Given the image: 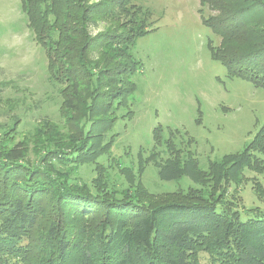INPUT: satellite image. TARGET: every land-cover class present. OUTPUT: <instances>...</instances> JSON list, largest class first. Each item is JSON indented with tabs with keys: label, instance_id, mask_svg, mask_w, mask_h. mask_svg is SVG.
<instances>
[{
	"label": "trees",
	"instance_id": "trees-1",
	"mask_svg": "<svg viewBox=\"0 0 264 264\" xmlns=\"http://www.w3.org/2000/svg\"><path fill=\"white\" fill-rule=\"evenodd\" d=\"M131 1L21 0L62 97L64 123L45 120L34 130L32 161L26 141L0 136V264H202L201 253L211 264H264V215L243 219L226 198L243 168L264 171V125L241 151L209 159L206 168L158 125L154 147L168 152L155 163L158 177H186L199 187L158 202L140 184L107 190L98 159L136 88L142 67L136 40L151 30L147 13ZM199 3L211 8L201 22L219 38L217 46L207 39L211 58L228 76L264 88V0ZM99 22L104 29L92 35ZM85 165L97 172L89 182L79 179ZM116 192L122 198H111ZM43 215L48 221L35 258L33 235Z\"/></svg>",
	"mask_w": 264,
	"mask_h": 264
},
{
	"label": "rangeland",
	"instance_id": "rangeland-1",
	"mask_svg": "<svg viewBox=\"0 0 264 264\" xmlns=\"http://www.w3.org/2000/svg\"><path fill=\"white\" fill-rule=\"evenodd\" d=\"M131 5L147 13L151 30L139 36L133 48L142 67L134 75L136 88L128 107L119 109L118 120L105 137L114 134L109 151L98 159L103 166L99 174L109 193L140 184L155 195L150 200L165 201L199 185L186 177L178 181L158 177L155 163L168 152L163 144L154 147L153 129L162 126L164 138L173 131L176 147L190 148L206 168L209 159L241 151L264 125V88L228 76L225 67L211 58L207 39L217 46L219 38L201 22L200 16L211 12L208 5L200 6L199 0H132ZM104 27L99 22L90 33ZM61 103L21 0H0V136L11 144L26 141V158L34 160L32 133L45 120L63 125ZM153 151H158L155 160L149 158ZM96 173L94 165H85L79 179L89 182ZM263 189L264 171L245 167L229 183L226 198L243 219L253 218L264 215ZM117 194L111 198H122ZM47 221L43 215L35 227V258ZM200 261L211 264L205 253Z\"/></svg>",
	"mask_w": 264,
	"mask_h": 264
}]
</instances>
